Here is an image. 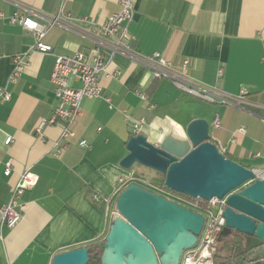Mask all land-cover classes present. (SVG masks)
Masks as SVG:
<instances>
[{
    "label": "crops",
    "instance_id": "crops-1",
    "mask_svg": "<svg viewBox=\"0 0 264 264\" xmlns=\"http://www.w3.org/2000/svg\"><path fill=\"white\" fill-rule=\"evenodd\" d=\"M64 1V16L71 20L64 18L66 25L44 38L53 52L33 51V34L11 18L18 13L46 24ZM121 1L0 0V88L12 95L0 103V207L8 204L25 171L38 177L20 200L21 221L12 229L0 227V264H51L60 253L104 242L117 216L118 181L139 171L120 166L133 136L124 112L146 119L142 134L151 143L169 134L185 139L190 122L207 119L212 141L226 150L225 157L264 170V0H131L135 16L128 30L137 52L160 53L175 69L188 61V74L197 81L229 96L243 88L249 95L241 105L197 104L169 80L119 54L107 67L110 77L101 79L104 98L83 101L75 136L54 155L64 123L46 126L41 135L37 128L58 104L50 81L56 56L80 51L91 57L93 45L84 36L90 27L76 20L87 17L100 29ZM17 56L24 57L25 66L12 82ZM139 92L148 95L151 110ZM7 137L13 138L8 146ZM82 140L89 149L79 145ZM10 159L12 174L6 177Z\"/></svg>",
    "mask_w": 264,
    "mask_h": 264
},
{
    "label": "water",
    "instance_id": "water-1",
    "mask_svg": "<svg viewBox=\"0 0 264 264\" xmlns=\"http://www.w3.org/2000/svg\"><path fill=\"white\" fill-rule=\"evenodd\" d=\"M126 150L120 161L124 170L140 165L155 171L165 176L167 189L192 199L222 200L254 180L227 198L221 237L242 234L246 250L264 243V179L219 151L207 119L190 122L185 139L169 134L151 143L144 134L133 135ZM115 210L99 245L101 264H180L184 251L197 245L206 221L203 214L137 184L118 195ZM89 258L88 247H81L56 255L51 264H88Z\"/></svg>",
    "mask_w": 264,
    "mask_h": 264
},
{
    "label": "built area",
    "instance_id": "built-area-1",
    "mask_svg": "<svg viewBox=\"0 0 264 264\" xmlns=\"http://www.w3.org/2000/svg\"><path fill=\"white\" fill-rule=\"evenodd\" d=\"M65 1L62 3L57 15L52 16L46 24H43L29 16L15 13L11 22L21 25L25 30L32 33L35 38V44L31 48L35 52L48 54L53 52V48L44 42L45 36L56 26L66 25L63 20H71L69 16H64ZM135 16V10L131 0H122L120 10L114 13L110 19L100 27L94 28L93 22L85 17L76 21L86 24L90 27L84 36L92 43L93 54L91 57L83 52H77L74 56H56L54 68L52 70L50 81L54 86V93L57 98V106L52 116L43 120L37 133L41 135L46 126L57 124L62 121L64 126L60 139L55 144L54 155L60 156L67 148L68 141L75 136L73 124L81 116V107L85 99H103V89L101 79L110 77L107 67L113 62L116 55H124L134 63L140 64L149 70L157 79L169 80L177 89L183 93L211 104H231L241 105L245 103L249 95L246 89H241L237 96H229L218 90L207 86L200 81L192 78L188 74V61H185L180 69H175L160 53H154L151 56H143L132 47L134 38L131 36L128 25ZM100 32V33H98ZM24 57L14 58V70L11 81L16 82L24 71ZM140 98L147 102V109L151 110L153 105L149 101L148 95L138 93ZM11 93L0 88V103L11 100ZM107 101H109L107 99ZM125 120L130 125L133 135L142 134L147 121L145 118L136 119L126 112ZM213 127L218 129L220 124L215 119ZM244 133V129H240ZM13 142L12 137H7L5 144L8 146ZM79 145L84 149H89L90 144L86 140L80 141ZM219 151L224 155L226 150L220 148ZM13 169V160L5 163L4 175L10 177ZM256 179H264V170H253ZM38 182V177L30 171H25L11 191L10 201L7 205L0 207V227L9 229L14 228L22 218L24 205L20 200L22 196L31 191ZM141 182L135 178L134 174L128 179H119L117 192L120 194L131 184ZM254 180H249L240 188L226 195L222 200L213 198L205 202L204 206L198 203L181 202L192 208L199 209V213L206 218L204 228L194 248L184 251L180 264H213V251L217 245L219 237L225 228L223 213L226 208L227 198L232 193H239L244 187L251 185ZM95 202H99V196L93 197ZM202 201V200H201ZM184 206V205H183Z\"/></svg>",
    "mask_w": 264,
    "mask_h": 264
},
{
    "label": "trees",
    "instance_id": "trees-1",
    "mask_svg": "<svg viewBox=\"0 0 264 264\" xmlns=\"http://www.w3.org/2000/svg\"><path fill=\"white\" fill-rule=\"evenodd\" d=\"M134 176L138 180H142L140 175L134 174ZM136 184L197 212L200 210L192 208L178 199L198 203L200 207L205 205V202L201 200L192 199L167 189L165 187V176L163 175H160L159 179H155L150 186L144 185L141 182H136ZM245 244V236L238 232H233L227 237H219L213 251V264H264V243L250 250L245 249ZM99 245L100 243H93L87 246L90 253L88 264H101L103 251Z\"/></svg>",
    "mask_w": 264,
    "mask_h": 264
},
{
    "label": "rangeland",
    "instance_id": "rangeland-1",
    "mask_svg": "<svg viewBox=\"0 0 264 264\" xmlns=\"http://www.w3.org/2000/svg\"><path fill=\"white\" fill-rule=\"evenodd\" d=\"M190 100H192L193 102L197 103V104H202V103H206L203 101H199L195 98H189ZM202 102V103H201ZM133 168L135 169H139V171H136L135 174H138L142 177V184L150 186L155 179H159L160 175L158 173H156L155 171H152L150 169H147L145 167H142L140 165H135Z\"/></svg>",
    "mask_w": 264,
    "mask_h": 264
}]
</instances>
